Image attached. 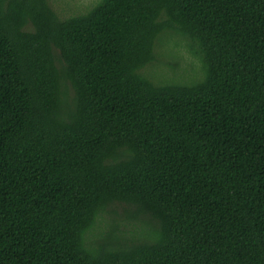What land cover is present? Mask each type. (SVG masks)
<instances>
[{
    "label": "trees",
    "instance_id": "obj_1",
    "mask_svg": "<svg viewBox=\"0 0 264 264\" xmlns=\"http://www.w3.org/2000/svg\"><path fill=\"white\" fill-rule=\"evenodd\" d=\"M0 264H264V0H0Z\"/></svg>",
    "mask_w": 264,
    "mask_h": 264
},
{
    "label": "rangeland",
    "instance_id": "obj_2",
    "mask_svg": "<svg viewBox=\"0 0 264 264\" xmlns=\"http://www.w3.org/2000/svg\"><path fill=\"white\" fill-rule=\"evenodd\" d=\"M48 2L59 17L65 18L79 13H83L94 4L95 0H48ZM173 42H175L174 39ZM156 53L157 62H155V65L157 67L154 65L153 68L152 65V67L147 69L146 72L150 75H154L158 81L166 80L167 78L172 76L173 72L171 71V67H174L175 64H177V68L175 69V71L178 73L179 76L182 75L183 71L185 72V70L187 69V64L193 62L194 65H197L196 61L190 58L183 42L180 44L179 47H174L173 44L160 47L158 48ZM191 73H195L194 70ZM185 76L187 78L189 77L187 73H185ZM123 211L124 206H119L116 208V212L118 215H122ZM106 225L107 223L102 224L104 228L106 227ZM137 230L145 233L149 231V227L142 225L138 227Z\"/></svg>",
    "mask_w": 264,
    "mask_h": 264
}]
</instances>
